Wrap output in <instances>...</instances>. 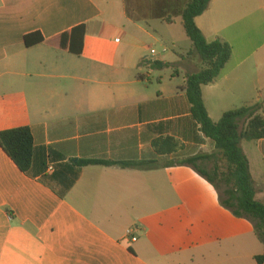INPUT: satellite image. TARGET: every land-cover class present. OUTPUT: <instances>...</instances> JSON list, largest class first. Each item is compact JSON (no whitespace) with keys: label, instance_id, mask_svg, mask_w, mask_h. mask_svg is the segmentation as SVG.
<instances>
[{"label":"crops","instance_id":"0c3cea01","mask_svg":"<svg viewBox=\"0 0 264 264\" xmlns=\"http://www.w3.org/2000/svg\"><path fill=\"white\" fill-rule=\"evenodd\" d=\"M189 2L0 0V132L28 127L34 139L28 173L0 147V264H245L264 253L214 187L176 165L215 148L184 90L201 67L193 45L178 53ZM196 24L232 48L202 88L211 119L260 102L264 0H212ZM81 26L77 55L60 38ZM37 32L45 41L26 48ZM241 146L264 203V139ZM132 163L150 165L121 166Z\"/></svg>","mask_w":264,"mask_h":264},{"label":"trees","instance_id":"16d2710c","mask_svg":"<svg viewBox=\"0 0 264 264\" xmlns=\"http://www.w3.org/2000/svg\"><path fill=\"white\" fill-rule=\"evenodd\" d=\"M212 0H190L182 12L183 28L190 39L193 49L189 55L196 54L201 62L200 70L187 76L184 90L188 97L193 119L200 125L203 134L214 143V151L183 159L176 163L192 167L216 190L221 206L228 209L235 217L250 220L254 225L257 238L264 245V203L256 198V185L252 178L249 159L241 143L256 142L264 139V102L246 104L223 114L214 122L205 106L202 88L214 82L232 57L231 46L216 40L209 43L196 24V19L209 7ZM77 36L81 40L78 50L74 51L72 43ZM85 27L74 29L60 38L63 49L71 53H82V40ZM24 46L31 48L42 44L45 38L40 33L24 37ZM155 67L167 68L168 65L156 62ZM172 151L180 149L173 139ZM34 139L31 129L21 127L0 132V147L23 173H28L33 163ZM156 147V145H155ZM82 165H117L106 161H82ZM150 164H121L122 167L147 168ZM210 165L211 169L207 170ZM257 264H264V253L256 256Z\"/></svg>","mask_w":264,"mask_h":264},{"label":"rangeland","instance_id":"374dc122","mask_svg":"<svg viewBox=\"0 0 264 264\" xmlns=\"http://www.w3.org/2000/svg\"><path fill=\"white\" fill-rule=\"evenodd\" d=\"M151 25H152V26H155L154 24H151ZM182 36H183V38H182V40H181V46L183 47V49H182V50H178V53H179V54H182V55H186V52H188V50L192 47V42H191L190 39L186 36V33L184 32V28H182ZM143 40H145L146 43H147L148 45L152 46V47H153L155 50H157L159 53H162V52H163V45H161L160 43H156V42H154V41H152V40H148V41H147V39H143ZM262 43H264V37L262 38ZM176 68H177V66H175V67H171V69H169V70H167V71L156 72V73H155L154 84L157 83V80H158V78H159L160 76H163L164 78H168L169 74H172V72L175 71ZM181 83H182V81H181ZM260 84H261V87H262V89H261L262 96H261V98H260V102H264V82H261ZM242 143H244V145H246V147H247V145H248L249 142H246V141L244 142V141H243ZM206 168H207V170H210V169H211V166L208 165ZM257 200H258V199H257ZM259 201H260V200H259ZM260 202H261V201H260ZM262 203H263V202H262ZM225 211H228V213L232 215V213H231L228 209L225 208ZM239 219H240V220H243V221H247V222L251 225V228H253L252 236H255V239H257V240H256L257 243H258L259 245H261V246L264 247V245L261 243V241L257 238V236H256V234H255L253 223H252L250 220L245 219V218H239ZM246 233L248 234V231H247ZM254 250H255V249H253L252 252H254ZM246 252H247L246 255H248V253L250 252V249L247 248V249H246ZM244 263H245V264H257V262L253 261V260L251 259V257H247Z\"/></svg>","mask_w":264,"mask_h":264},{"label":"built area","instance_id":"2783aa9c","mask_svg":"<svg viewBox=\"0 0 264 264\" xmlns=\"http://www.w3.org/2000/svg\"><path fill=\"white\" fill-rule=\"evenodd\" d=\"M151 53H152V54H155V51L153 50V51H151ZM133 240H135V239H133Z\"/></svg>","mask_w":264,"mask_h":264}]
</instances>
